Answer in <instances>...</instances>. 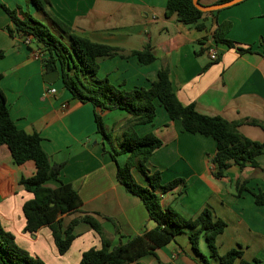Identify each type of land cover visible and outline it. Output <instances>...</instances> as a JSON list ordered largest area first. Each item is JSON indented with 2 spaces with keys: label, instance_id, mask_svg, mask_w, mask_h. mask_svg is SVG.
Masks as SVG:
<instances>
[{
  "label": "crops",
  "instance_id": "obj_1",
  "mask_svg": "<svg viewBox=\"0 0 264 264\" xmlns=\"http://www.w3.org/2000/svg\"><path fill=\"white\" fill-rule=\"evenodd\" d=\"M219 0H200L203 5H217ZM14 9L43 19L28 0H0ZM168 0H51L50 10L78 34L93 42L121 47L125 53L143 50L150 43L156 60L142 63L137 56H117L100 61L99 78L125 89L151 88L158 72L170 70L169 77L178 99L185 105L211 117L220 116L231 122L245 119L264 123V0L242 3L209 14L203 18L206 29L198 30L178 22L176 15L167 16ZM231 21L227 37L241 47L254 46V52L239 54L223 45H216L212 34L217 24ZM11 19L0 7V88L6 95L11 118L27 134L38 133L52 162L65 163L60 176L72 184L83 200L81 211L64 218L67 225L73 218L89 214L102 224L113 246L156 227L139 197L129 193L116 178L118 165L110 156L122 140L123 128L131 116L126 111L104 112L103 119L111 134V144L98 133L94 107L74 99L61 75L51 83L45 75L36 48L24 37H12L5 28ZM210 49L217 50L212 60ZM50 78V77H49ZM55 94H49L50 88ZM151 124L136 126L139 135L153 134L163 146L149 159L151 172H162V183L183 178L185 186L160 197L164 209L174 208L187 219L196 218L205 208L225 221L219 236L220 254L240 249L252 264H264V205H257L254 194L264 192V154L258 157L260 168L232 166L227 176L217 179L209 158L217 151V142L202 134H191L179 120H171L160 104ZM239 130L252 139L264 141V129L244 123ZM107 149V152L105 150ZM125 155V154H124ZM117 161L125 164L127 156ZM36 173L30 161L15 164L7 146L0 145V221L15 234L20 247L39 256L46 264H79L84 252L101 248V236L86 224L76 227L78 237L69 252L62 256L53 240L50 227L35 234L25 231L24 204L32 193L20 184L21 178ZM134 177L148 182L138 169ZM48 185L57 187L58 182ZM242 191L238 194V189ZM192 230L169 245L139 260L142 264H204L190 243ZM205 236L200 249L210 264H219L205 251Z\"/></svg>",
  "mask_w": 264,
  "mask_h": 264
},
{
  "label": "trees",
  "instance_id": "obj_2",
  "mask_svg": "<svg viewBox=\"0 0 264 264\" xmlns=\"http://www.w3.org/2000/svg\"><path fill=\"white\" fill-rule=\"evenodd\" d=\"M28 1L43 15L44 20L24 11L21 6L12 9L0 2V7L11 19V24L5 30L12 37L20 35L31 38V45L42 55L45 75L58 71L72 97L94 107L98 133L107 143L111 144V134L106 127L103 113L122 110L131 116L124 125L119 146L112 148L110 156L118 165V182L124 185L129 193L141 199L149 213V219L156 223V227L128 239L125 243L113 246L102 224L92 215L75 217L65 225L66 216L81 211V194L72 184L63 183L60 176L65 163L51 161L43 148L40 134H27L17 127L11 118L6 95L0 88V145L9 148L15 164L23 166L32 161L36 165V173L20 179V184L33 195L23 207L25 231L35 234L45 227H50L59 253L65 256L78 237L76 227L83 223L101 236L102 246L84 252L79 264H142L140 259L156 255L159 248L169 245L186 230H192L189 239L192 249L204 264L210 262L200 249V239L203 236L206 238L210 257L218 259L219 264H252L245 259L240 249L220 254L217 240L227 224L215 217L208 207L192 219H187L174 208L162 207L160 197L185 186L186 181L178 178L163 184L162 172H151L148 169L149 159L163 146V142L153 134L139 135L136 126L151 124L156 117L157 104L160 103L168 111L170 119L181 121L186 131L202 134L217 142V151L209 158V162L214 166L215 178L221 179L227 176V171L232 166H238L240 169L248 166L260 168L258 157L264 154V141H252L239 127L248 123L264 129V123L252 119L231 122L220 116L202 114L195 104H183L175 94L167 67L158 72V80L150 89L128 90L113 85L107 78H99L100 61L104 58L137 56L144 64L154 63L156 56L150 43L143 50L125 53L121 47L93 42L55 16L50 10L51 0ZM228 1L230 0H219L217 4ZM219 12H202L194 5L193 0H168L166 9L167 16L176 15L178 22L198 30L206 29L205 23L201 22L205 16H215ZM232 27L231 21L218 23L212 34L214 43L236 50L239 54L255 53L254 46L241 47L227 37ZM64 36L69 37L70 44L63 40ZM262 42L264 43V40ZM3 54L0 51V57ZM261 54L264 56V52ZM105 150L107 152L106 148ZM123 154L128 158L125 164L120 165L117 157ZM135 168L145 175L148 186L136 180L133 173ZM51 181L58 182L59 186L48 185ZM241 191L239 188L238 194ZM254 197L257 205H264V192L254 194ZM0 264L46 263L39 256L20 247L15 234L6 230L0 221Z\"/></svg>",
  "mask_w": 264,
  "mask_h": 264
},
{
  "label": "water",
  "instance_id": "obj_3",
  "mask_svg": "<svg viewBox=\"0 0 264 264\" xmlns=\"http://www.w3.org/2000/svg\"><path fill=\"white\" fill-rule=\"evenodd\" d=\"M245 0H230L225 3L217 4V5H203L200 0H193L194 5L202 12H210V11H221L227 8H230L232 6H236L240 3H242ZM50 77V78H49ZM60 77V74L58 71L50 73L47 75V80L51 83H54L57 81Z\"/></svg>",
  "mask_w": 264,
  "mask_h": 264
},
{
  "label": "built area",
  "instance_id": "obj_4",
  "mask_svg": "<svg viewBox=\"0 0 264 264\" xmlns=\"http://www.w3.org/2000/svg\"><path fill=\"white\" fill-rule=\"evenodd\" d=\"M24 40H25V43H26V44L31 45V43H32V39H31V38H24ZM216 52H217V50H215V49H210L209 54H210V57H211V59H212L213 61L217 59V53H216ZM35 57H36V58H41V57H42L40 51H37V50H36ZM56 91H57V89L54 88V87H52V88H50L49 91H47V92H48L49 94H55Z\"/></svg>",
  "mask_w": 264,
  "mask_h": 264
},
{
  "label": "rangeland",
  "instance_id": "obj_5",
  "mask_svg": "<svg viewBox=\"0 0 264 264\" xmlns=\"http://www.w3.org/2000/svg\"><path fill=\"white\" fill-rule=\"evenodd\" d=\"M63 40H64L65 42H67V44H70V39H69V37L64 36ZM123 155H124V154H123ZM124 156H126V154H125ZM204 248H205V251L209 252V248H208L207 245H206V247H204ZM207 256H208V254H207Z\"/></svg>",
  "mask_w": 264,
  "mask_h": 264
}]
</instances>
